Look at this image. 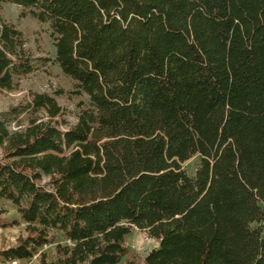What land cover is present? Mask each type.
Returning a JSON list of instances; mask_svg holds the SVG:
<instances>
[{
	"label": "trees",
	"instance_id": "trees-1",
	"mask_svg": "<svg viewBox=\"0 0 264 264\" xmlns=\"http://www.w3.org/2000/svg\"><path fill=\"white\" fill-rule=\"evenodd\" d=\"M1 4L49 25L90 105L69 128L60 92L0 113V201L19 216L0 209V229L27 234L0 264L54 244L41 264H140L123 262L134 227L159 241L142 264H264V0ZM25 46L0 8V94L36 71Z\"/></svg>",
	"mask_w": 264,
	"mask_h": 264
},
{
	"label": "rangeland",
	"instance_id": "rangeland-1",
	"mask_svg": "<svg viewBox=\"0 0 264 264\" xmlns=\"http://www.w3.org/2000/svg\"><path fill=\"white\" fill-rule=\"evenodd\" d=\"M3 18L23 32L26 40L28 55L35 60L36 71L18 80V89L12 92L5 91L0 94V113L7 112L10 108L27 102L33 93H48L56 96L64 110V118L68 127L77 124L80 111L90 105L89 97L78 94L75 82L64 75L60 67L55 64L56 49L48 24H42L30 17H22V8L12 4L0 5ZM44 60H48L46 62ZM219 124L226 117V110H218L214 114ZM200 164V157L195 156L183 164V168L190 176L195 175ZM0 209L6 211L7 219L19 218L13 205L6 201H0ZM26 225L0 229V250L15 246L19 238L26 237ZM56 241H62L56 236ZM129 255L123 262L135 260L142 264L147 255L159 247V241L134 227L131 235L126 239ZM56 252V244L49 245L40 250L33 259L9 264H41L43 255L48 261L53 260Z\"/></svg>",
	"mask_w": 264,
	"mask_h": 264
}]
</instances>
